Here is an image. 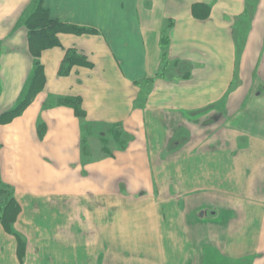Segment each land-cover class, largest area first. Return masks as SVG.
Listing matches in <instances>:
<instances>
[{
  "label": "crops",
  "instance_id": "obj_1",
  "mask_svg": "<svg viewBox=\"0 0 264 264\" xmlns=\"http://www.w3.org/2000/svg\"><path fill=\"white\" fill-rule=\"evenodd\" d=\"M246 2L247 0H43L42 7L48 12L50 20L92 30L93 33H59L58 46L41 51L36 58L45 75L44 89L32 101L35 119L37 123H41L39 129L42 128V132H45L37 156L46 161L62 158L76 160L79 154L77 151L80 150L81 153L85 123L101 132L109 126L117 125L123 136L126 130L139 135L146 130L142 125L152 102L156 111L165 113L170 127L169 130L164 129L162 137L160 133H163V128L159 121L152 123L154 146L159 144L158 148L164 152L167 150L166 145L171 149L179 148L173 153L175 160L186 148L190 154L196 149L193 162L195 166L189 175L177 179L176 189L171 191L168 190L165 179L160 182L163 187H158L156 191L145 188L97 190L98 192L87 188L40 190L33 192L35 206L28 212L23 210L18 191L10 185L2 184L12 188L20 211L12 227L14 234L7 233L0 224V264H66L67 246L69 248L79 240L87 253L82 254L77 264H198L197 256L200 264H204V261H208L206 256L203 257L205 254H202L204 247L200 248L201 254L195 248V253L192 249L191 253L186 250L187 245L197 242L208 245L205 247L209 248L220 246L223 262H240L247 257L243 241L245 232L237 235L238 239L232 244L226 238L221 239L216 232L219 230L223 234L227 229L225 234H229L232 224L238 228L237 225L247 228L252 224V230L256 229V233L249 236H253L257 248H249L252 254L249 264H264V193L261 207L253 213L247 211L240 200L244 196L246 181L252 175L251 169L247 167L252 164L249 157L253 156H250V152L257 148L264 149V140L239 131L235 125L245 104H254L260 110L264 109V0H254L257 11L251 18L245 35L244 52L240 58V64H255V70L250 68L249 76L242 85H254L256 91L250 93L251 98L245 97L249 87L244 96L240 97L239 103L235 102V106L229 101L226 106L214 111V90H206L207 85H214L212 80L215 78L220 85L227 84L226 80L230 79L226 65L230 63L222 59L229 53V45L227 48H219L218 40L227 31L222 24L224 20L232 17L243 23L248 19L243 15ZM32 5L33 0H0V74L3 72L5 75L7 72L10 81L14 77L10 85L16 92H20L21 79L29 74L30 65L33 67L34 64V57L29 49L28 31L22 23L23 16ZM241 26L244 27L245 23ZM215 35L217 39L214 40ZM164 38L167 39L166 43ZM199 40L206 53L199 51L202 52V57L199 58L185 55L184 52L191 46H197ZM69 51L83 56L89 66H75L69 74L61 76L59 69ZM194 51L192 49L190 53ZM208 62L219 64L216 70L223 64L224 70H220L216 77H209ZM14 64L19 65L15 67ZM16 68L18 74L15 72ZM201 69L206 71H200ZM187 71L189 79H183L182 76ZM198 75L204 78L202 82L205 85L197 91L192 90L189 87H194ZM7 85L8 83L3 82L1 89L4 91ZM141 85L150 86L151 92L144 108L133 110V101L139 94L137 88ZM62 98L80 99L85 112L84 120L77 118L71 108L60 105ZM209 109L211 111L208 113ZM27 110L28 108L22 114ZM17 118L4 126L15 125L19 121ZM183 118L190 120L189 127L184 125L187 122ZM208 119L214 123L196 144L188 141L181 145L179 141L173 140L169 143L167 134L172 135V130L180 126L189 128L197 139L198 126L196 124L192 127L193 122H202L200 126L203 127L208 125ZM262 123L264 124V118ZM213 131L217 135L211 142L208 133ZM14 138L18 142V137ZM70 148L74 149L72 156L58 151ZM219 153L218 158L209 156L213 154L215 157ZM122 156L125 157L126 153ZM139 156L144 162V149L139 152ZM219 164L226 166L227 170L221 169L218 173ZM213 175L222 180L231 176L240 178L241 175L240 190H231L233 185L229 183V189L225 188L220 192L222 198L213 201L207 194L213 186ZM261 175L262 173L258 175L256 172L255 178L261 179ZM94 177L100 178L96 172ZM247 204L252 206L251 201ZM40 209L41 212L38 213ZM112 210L119 220L112 222L113 217H106V221L101 222L106 213H112ZM200 210H208L209 214L202 215ZM177 214L179 217L175 218ZM36 217H41L40 222H34ZM190 218L194 226L192 222L189 224ZM178 224L188 227L185 229L188 232H180ZM192 230H195L196 236L192 234ZM177 243L186 250L185 253L167 255L166 246H175ZM54 245H60L66 250L60 252ZM126 245L127 247H123ZM94 248L96 251L92 252Z\"/></svg>",
  "mask_w": 264,
  "mask_h": 264
},
{
  "label": "rangeland",
  "instance_id": "obj_2",
  "mask_svg": "<svg viewBox=\"0 0 264 264\" xmlns=\"http://www.w3.org/2000/svg\"><path fill=\"white\" fill-rule=\"evenodd\" d=\"M256 8L257 6L255 7L254 0H247L246 4L244 3L243 6V15L244 17H248L245 22L242 23L240 20L237 21V18L232 19V17L230 18V20L226 19L222 22V24L227 28V31L224 32V35L220 36L217 47L227 48V46L229 45V53L222 59L227 60L230 63L226 64L229 68L228 73L230 74V79H225L227 84L220 85L218 83L219 81H217L215 78L212 80V82L214 83L213 86H206L207 91L214 90L212 95L215 98L216 103V105L213 107L214 111L215 109L223 108V106H226L229 101L231 105L234 104L235 106V102L239 103L240 97H242V95L247 92L250 87L242 85V83L243 81L247 80L250 68H252L253 71L255 70V64H240V58L244 52V42L246 40L245 35L247 34V31L251 24V18L257 11ZM263 11L264 9L262 10V13ZM244 23L245 26H241V24ZM215 39H217L216 35L214 40ZM192 49L195 51L193 53H190ZM199 51H202L204 54L206 53L202 48V42L200 40L197 42V46H191L184 53L185 55L196 56L199 58L202 57V52L200 53ZM207 59L210 60L209 57H207ZM202 60L204 59L202 58ZM207 64H209L210 66V70H208L207 74V76L209 77H216L219 74L220 70H224L223 64H221V66L217 68V70L216 67H218L219 64H212L211 62H208ZM18 65L19 64H14L15 67H17ZM30 68L32 70L31 65ZM0 69H2L1 64ZM204 69H201L200 71L205 72L206 70ZM31 70L25 78L22 77V85L19 90L20 92H16L14 87L10 85V83H13L14 77H12L10 81V76L7 75V72L5 73V75L3 74V72H1L0 115L11 110L20 100L25 83L31 75ZM15 72L16 74H18L17 68L15 69ZM196 80L197 82L194 87L189 88L197 91L201 89V87H203L205 83L202 82L204 81V78H201V75H198L196 77ZM3 82L6 84L8 83L4 91L1 89ZM150 89V86L145 85H141L137 88V91L139 90V94L135 92V94H138V96L133 101V110H142L144 108L146 98L151 92ZM181 90L184 91L185 89ZM254 91L256 90H254L253 85L250 87L249 92L245 93V95H247L245 97L251 98V94ZM32 103L27 107L28 110L17 118V120L19 121L15 125L10 127L0 125V184L10 185L14 190L18 191L19 201H21L24 211L28 212L33 208V206H35L33 192L35 193L40 190L52 191L64 189H89L92 192H98L97 190L115 189L114 191H124L127 188H132V190L145 188L150 189L151 191H156L158 187H163L160 182L164 179L168 190H175V183L177 179H179L180 176L184 177L185 175H189L192 172L193 167L195 166L193 162L196 149L192 150L190 154L187 151L189 149L186 148L182 152V155H178L175 160L173 153H175V151L179 148L171 149L168 145H166L165 148H167V150L164 152V150L161 151V149L158 148L159 144H157L156 147L154 146L151 132L152 123H157V121H159V124H161L163 128V133H160V136L162 137L164 135V129L169 130L170 127L169 125H167L168 118L165 113L163 111H156L152 106L154 104L152 102L150 104V109L146 111L145 123H143L142 125V128L144 130L146 129V132H141L142 134L140 133L139 136L137 132L127 130L126 132L124 131L125 134L123 137L126 141V145L124 148H119L108 134H106V136L104 135L105 137H101L103 131L101 132L99 129H95V131L90 134L87 132L83 134V139L85 141V155L82 150L81 153L79 150L77 151L79 152L78 158L74 161L67 158L57 160L49 159L46 161L45 158L41 159V157H38L36 154L37 152H39V144L44 138L43 136L45 135V132L43 131L41 134V130L39 129L41 123H37L35 119L34 107L32 106ZM245 105L246 106H244L242 110L241 117L235 123V125L237 126L236 128L239 131H244L247 135L254 136L258 140L263 141L264 124L262 123V119L264 117L262 116L264 115V109L260 110L259 107L257 108L254 104ZM210 111L211 109H209L207 112L209 113ZM183 119L187 122L184 125L189 127L190 120L188 118ZM208 121V125L205 124L203 127L200 126L202 122H193L192 127H195L196 124V126H198V129L196 130L197 139L195 138V135L191 134L189 128L180 126L179 128L172 130V135L167 134V137H169L170 139L169 143L173 140V142L179 141L181 145H185L188 141H191L192 144H196V142L199 141V139H201V137L204 135L206 130L210 129V125L214 123V121L211 119H208ZM86 124L87 123H85V125ZM215 133L216 131L208 133V138L211 139V142L214 141L217 135ZM15 136L16 138L18 137V142H16V139L14 138ZM102 147L108 148L111 151L112 156L104 154L101 151ZM143 149L145 150L144 162L141 161V159L143 160V158L139 156V152H141V150ZM58 151L64 153L65 155L68 154L69 156H72L74 149L70 148L68 150L63 149ZM161 152H163V154H161ZM124 153H126L125 157L122 156V154ZM113 156H115L114 159ZM209 156L210 158H218L220 157V153L218 155H215V157H213V154H209ZM250 156H253L249 157L252 164L247 163V167L251 169L252 175L250 176L249 180L246 181L247 185L244 189V196L240 197V200L241 204L245 206L246 210L253 213L255 209H259L262 205L261 199L264 193V149L257 148L255 150H252L250 152ZM197 162L198 160H196L195 162L196 165L198 164ZM179 163L180 165H178ZM200 166L202 165L200 164ZM178 167L179 170L177 171ZM217 167L219 168L218 173L221 172V169L227 170L226 166H224L223 164H219L217 165ZM227 167L229 168V166ZM204 168L201 167V169ZM95 172L96 175L100 176L99 179H96L94 177ZM256 172L258 173V175L262 173L261 179L258 178L257 180L255 178ZM241 181V175L240 178L231 176L230 178L224 177L223 180L219 178V176L216 177L213 175V186L211 191L207 192V194L212 197L213 201H218L222 198V194H220V192L225 188L229 189V183H232L233 187H235H232L231 190L239 191V188L242 184ZM254 194L257 195L254 197ZM249 201H251V207H249V204H247ZM40 212L41 209L38 211V213ZM169 213L166 212V214ZM106 217H113L112 222H114V220H119L114 210H112V213H106L101 222L104 223L106 221ZM176 217H179L178 214L175 216V218ZM256 217L253 218V220H255ZM40 220L41 217H36L34 219V222H40ZM191 222L193 225L194 223L192 221V218H190L189 224H191ZM227 226L230 225L227 224ZM237 226H239V228L233 226L232 224L228 232L229 234H225L227 229H225L223 234H221L219 230H217L216 232L219 234V237H221V239H228L230 244H232L234 240L238 239L237 235H242V233L245 232V237L243 240L245 244L244 247L247 248V257L245 260H240V262L230 260L227 261V263L221 261L222 254L220 251L222 250V248L218 245H214V247L209 248L205 247L208 245H203L197 242L193 244L191 243V246L187 245L188 247L186 250L191 253L192 249L193 253H195V248L198 250V254H201L200 248L204 247L205 251H203L202 254H205L203 255V257L205 258L206 256V258L208 259V261H204V264H249V262L252 261V254H250L249 248H257V246L255 245L256 243L254 244L253 236H249V234L256 233V229L252 230V224L247 228L240 227V225ZM177 228L180 232H184V234L188 232L185 230L188 229V227L183 224H178ZM135 229L138 230V227L135 226ZM128 230H130V228H128ZM192 232L193 235H197L195 230H192ZM189 235H191V233H189ZM80 242L81 240L76 241L74 244L69 246V248L67 246V250L63 249L60 245L54 246H57L60 252L62 250H66V253L68 255V262L66 264H77V260L85 252L83 245L80 244ZM123 247H127V245ZM186 250H183L181 248V245H178L177 243V245L175 246L167 245L165 248V253L167 255H170V253H176L180 255L179 253L183 254ZM95 251L96 248H94V251L92 252ZM197 258L198 264H200L199 256H197Z\"/></svg>",
  "mask_w": 264,
  "mask_h": 264
},
{
  "label": "trees",
  "instance_id": "obj_3",
  "mask_svg": "<svg viewBox=\"0 0 264 264\" xmlns=\"http://www.w3.org/2000/svg\"><path fill=\"white\" fill-rule=\"evenodd\" d=\"M42 2L43 0H33V5L31 6L30 10L26 12L22 18V23L28 31L29 49L34 57V64L32 67L31 75L25 83L20 100L11 110L0 115V125L8 124L15 118L19 117L32 103L35 96L44 89V71L36 58H38L41 51L58 46L57 35L59 33H93L92 30L77 28L50 20L48 17V12L42 7ZM164 42H167L166 38H164ZM75 66H89V63L83 56L76 55L75 52L69 51L66 53V56L60 66L59 75L65 76L69 74L72 68ZM159 75H161L160 72ZM182 77L183 79H189V72L187 71V73ZM59 104L71 108L77 118L84 120L85 112L81 107L80 99L62 98L60 99ZM83 131L84 133L87 132L90 134L95 131V129L93 125L86 124L83 127ZM106 134H108L109 137L112 138L113 142L119 148L125 147L126 141L124 140L122 131L119 126H109L107 130L102 132L101 137H105ZM84 142V139H82L81 150L85 155L86 152ZM101 151L108 156H112L111 151L106 147H102ZM19 211V205L14 199L12 188L7 185L0 184V224L7 233H13L12 227L17 219Z\"/></svg>",
  "mask_w": 264,
  "mask_h": 264
},
{
  "label": "flooded vegetation",
  "instance_id": "obj_4",
  "mask_svg": "<svg viewBox=\"0 0 264 264\" xmlns=\"http://www.w3.org/2000/svg\"><path fill=\"white\" fill-rule=\"evenodd\" d=\"M205 213L209 214L208 210H206V212H205V210H200V214L204 215Z\"/></svg>",
  "mask_w": 264,
  "mask_h": 264
}]
</instances>
